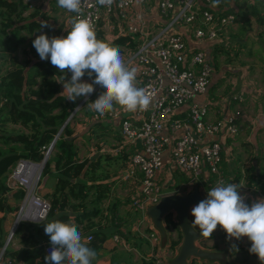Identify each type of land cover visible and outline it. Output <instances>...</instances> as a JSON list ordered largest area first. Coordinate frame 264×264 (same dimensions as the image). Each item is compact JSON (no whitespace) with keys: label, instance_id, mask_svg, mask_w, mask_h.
<instances>
[{"label":"crops","instance_id":"crops-1","mask_svg":"<svg viewBox=\"0 0 264 264\" xmlns=\"http://www.w3.org/2000/svg\"><path fill=\"white\" fill-rule=\"evenodd\" d=\"M23 3L28 7L27 14L35 10L39 12L36 17L38 22L46 23L51 29L60 31V34L70 29L68 14L63 8L58 7L57 0H23ZM213 10L218 14L228 11L236 15V22L230 26L226 34L222 33L216 41H197L191 36L186 26H176L175 30L185 35L189 47L203 50L213 66L207 90L194 98L195 102L207 107L206 120L214 123L224 121L230 114L239 112L236 135L228 136L222 128L214 136L203 135V140L208 142L213 139L220 142L222 182L226 183L236 179V176L240 177L239 185L243 187L239 189V194L246 197L245 203L250 206L252 202L264 198V195L256 189L247 188L242 180L245 171L251 166L256 169V172L264 166V5L261 0H221V3ZM148 18L161 21L155 10ZM103 29L106 39L110 40L111 37L113 39V33L117 30L110 31L107 24L103 25ZM23 32L25 31L21 34ZM23 43L22 39L15 51L17 61H19L18 50ZM126 50L121 49L124 53L123 59L127 56ZM0 56H6V54H0ZM27 68L28 66L25 69ZM136 69L138 70L137 67ZM97 86L92 93H95V100L103 91L101 86L98 89ZM63 91L64 88L62 93ZM118 106L114 105V108ZM184 113L185 109L181 108L175 112V115L184 117ZM69 124L72 130L71 139L78 148L79 159H89L90 162L97 160L96 174L101 177L79 182L87 187L84 189L86 194L82 198L79 196L80 185L75 186V195L65 192V200L61 201L63 207L57 213L65 215L66 222L70 217L74 220L87 246L89 234L99 232L104 236L101 242L103 246L96 250L97 258L92 264H131L127 256L132 253L134 256L131 260H134V264H167L168 260L174 257L181 242L180 239L173 254L168 251V242L170 238L176 239L177 231L175 229L167 231L168 241L165 250L160 249V240L156 245L157 248L154 247L147 238V232H149L147 228H150L149 220V224L139 225L140 213L132 206L133 199L141 191V175L130 165L129 151L134 146L139 150V145L126 143L121 148L120 119L92 120L91 111L88 112L86 107L75 111ZM166 133L170 135L169 130H166ZM171 148L172 142L163 153V166L157 173L156 181L163 192L165 188L168 193H185L192 185L189 182L188 186L186 184L179 188L183 189V192L167 190L170 185L177 182V173L181 172L188 178V175L174 164ZM105 155H109V158ZM131 171H134L132 175H130ZM208 173L207 170L204 171L202 180L208 177ZM214 186L215 184L212 187ZM55 187L54 175L49 174L41 178L39 192L40 194L41 191L53 193ZM166 192L164 193L167 194ZM193 219L191 217V221ZM45 221L46 219L35 223ZM45 226L36 235L37 239L42 242V247L46 244L44 241L50 238L45 233ZM195 227L200 232L199 227ZM235 239L234 237L229 239L226 231L218 225L212 236H202L196 241V245L209 251H227L228 259L232 264H259L261 262L257 255L249 252L250 247L246 245L244 237H241L243 251H237L233 247ZM9 247L12 250H18L22 245L14 239L11 240ZM112 247L115 249L109 250ZM232 250L234 253L231 252ZM193 261L197 264H217L202 260H192L188 264Z\"/></svg>","mask_w":264,"mask_h":264},{"label":"built area","instance_id":"built-area-1","mask_svg":"<svg viewBox=\"0 0 264 264\" xmlns=\"http://www.w3.org/2000/svg\"><path fill=\"white\" fill-rule=\"evenodd\" d=\"M261 1L264 5V0ZM210 8L211 0H114L110 7L101 6L96 0L82 2L83 15L92 21L95 31L107 24L110 31L118 30L119 34L130 35L138 42L135 49L126 50L124 61L129 68H138L137 86L145 88L153 97L152 105L144 111L129 112L120 105L104 116L91 111L95 121L120 119L121 134L126 143L140 142V149L130 158V165L141 175V191L132 201L141 216L139 225L149 224L145 208L157 203L165 194L157 184L156 176L163 166V153L170 142L172 160L189 176V184L198 181L205 170L216 176L215 186L222 182L221 144L213 139L206 142L203 135L214 136L222 128L228 136L236 135L239 112L230 114L224 121L206 120L207 107L195 102L194 98L207 90L213 66L203 50L189 47L185 35L175 30L176 26H186L197 41H216L236 22V15L218 14ZM153 10L161 21L148 18ZM64 11L71 26L77 14ZM181 108L185 109L184 117H176L175 112ZM52 146L53 142L45 150L41 162L19 159L5 176L10 190L24 192L15 215V228L19 222L42 221L49 212L50 203L41 196L39 184L43 162L48 159ZM133 173L131 171L130 175ZM147 238L154 247L158 245L159 236L152 228L147 232ZM87 240H91L90 235ZM42 250L47 256L52 245L46 243Z\"/></svg>","mask_w":264,"mask_h":264},{"label":"trees","instance_id":"trees-1","mask_svg":"<svg viewBox=\"0 0 264 264\" xmlns=\"http://www.w3.org/2000/svg\"><path fill=\"white\" fill-rule=\"evenodd\" d=\"M201 6L204 7L202 3ZM27 8L23 0H0V54H6V56H0L3 58L0 66V143L3 145L0 147V253L10 233L19 203L24 196L21 189L11 191L6 186L5 176L11 167L19 159L41 162L45 150L54 141L50 155L42 169V177L49 174L54 175L56 187L53 193L41 191V196L50 203L46 221L39 224L19 222L11 240L17 239L22 247L12 250L9 247L10 240L1 254L0 264H8V262L44 264L46 255L42 250V242L37 239L36 235L40 233L43 226L53 220L67 221L65 215L57 213L63 207L61 201L65 200V192L75 195L74 188L80 185L79 196L82 198L86 194L84 189L87 187L79 182L101 177L96 174L97 160L94 162H90L89 159L80 160L78 148L71 139L72 130L68 119L73 115L76 101L68 100L66 96L61 95L62 84L56 80L64 74L51 64L50 59L42 60L33 46V41L41 34H47L49 38L66 37L70 29L60 34V31L48 26L41 27V23L36 20L39 12L35 10L27 14ZM210 9L213 10V8ZM226 13L228 11L224 12ZM22 31L31 35L26 54L27 70L18 63L15 56V51L22 42L20 37ZM96 34L98 39L112 46H118L120 49H135L138 44L130 35L119 34L118 30L113 33V39L111 37L108 40L102 26L96 30ZM121 54L123 57L122 51ZM3 67L5 68L2 72ZM70 78L71 73L66 79L70 80ZM81 80L92 82V78H89L87 74ZM94 95L95 93L91 94L81 108H87V104L92 102ZM87 110L90 112L88 108ZM7 125H17L19 129L11 131L6 128ZM136 151L135 146L131 147L130 157ZM105 157L109 158V155ZM203 177L202 175L196 182L199 183L202 194L207 196V190L212 188L216 176L208 173L205 180H202ZM240 180L241 178L236 176V179L225 184L232 182L239 184ZM242 180L247 188L256 189L264 195V177L260 170L256 172V169L251 166L245 171ZM176 181L174 185L168 187V191L181 188L189 182V179L179 172ZM247 202L249 203V200ZM163 222L167 231L169 229L177 231L176 239L170 238L168 242V251L173 254L181 239L180 232L172 213L167 214ZM149 230H151V225L147 228V231ZM89 235L91 240L88 247L98 250L100 246H103L101 242L104 236L101 233ZM44 242L50 243V238ZM234 243L236 250L238 248L243 251L241 238L235 239ZM113 249L115 248L112 247L109 250ZM233 251L231 252L234 253ZM191 264L197 263L193 261Z\"/></svg>","mask_w":264,"mask_h":264},{"label":"clouds","instance_id":"clouds-1","mask_svg":"<svg viewBox=\"0 0 264 264\" xmlns=\"http://www.w3.org/2000/svg\"><path fill=\"white\" fill-rule=\"evenodd\" d=\"M82 2L57 0L58 7L77 14L66 37L49 38L47 34H41L33 41L40 58L50 59L51 64L64 74L56 80L63 85L61 95L71 101L80 97L87 99L99 85L102 93L87 104V108L99 116L111 113L114 105L129 112L149 109L153 97L145 88L137 86L138 70L127 66L118 46L97 38L94 24L83 15ZM96 2L110 7L114 0ZM220 3L221 0H211L213 8ZM45 26L46 23L42 22L41 27ZM68 72L71 73L70 80L66 79ZM86 74L92 78L91 83L82 82L81 78ZM241 187L237 183L218 182L208 189L206 198L192 207L194 219L190 223L198 226L199 234L204 237L212 236L218 225L226 231L229 239L248 237L252 242L249 252L257 255L264 264V198L249 206L245 203L246 197L239 194ZM45 233L52 245L50 254L45 257L47 264H92L96 260V250L87 246L71 217L68 222L53 220L47 223Z\"/></svg>","mask_w":264,"mask_h":264},{"label":"water","instance_id":"water-1","mask_svg":"<svg viewBox=\"0 0 264 264\" xmlns=\"http://www.w3.org/2000/svg\"><path fill=\"white\" fill-rule=\"evenodd\" d=\"M83 103L81 102L80 105L82 106ZM137 144L139 147L141 146L139 141ZM45 162H43V167ZM203 199L205 197L200 191L199 183L194 182L187 192L164 194L157 203L149 204L145 208V215L151 224V228L159 236L161 250L167 248L166 244L168 241V232L163 222L164 217L172 213L177 223L181 234V242L177 247L174 257L168 260L167 264H188L192 260H202L217 264H232L228 259L227 251H209L196 245V241L201 239L202 235L199 234L200 232L194 225L191 226V209ZM15 224L16 220L14 219L9 238L6 239L4 247L9 244L14 234ZM244 238L246 245L251 247L252 242L249 238L246 236Z\"/></svg>","mask_w":264,"mask_h":264},{"label":"rangeland","instance_id":"rangeland-1","mask_svg":"<svg viewBox=\"0 0 264 264\" xmlns=\"http://www.w3.org/2000/svg\"><path fill=\"white\" fill-rule=\"evenodd\" d=\"M230 28V27H229ZM109 36L111 37L110 33H109ZM20 37L24 40V43L23 45L20 47V49L18 50V57H19V64L21 66H23L24 68L27 67V57H26V53H27V48H28V42H29V39H30V35L25 31L23 32L22 34H20ZM3 59L1 58L0 59V66H1V63H2ZM4 68H2V72L4 71ZM67 72V70H65ZM70 72H68L69 74ZM67 74V76H68ZM68 78V77H67ZM69 80V79H68ZM62 89H63V86H62ZM82 99H84V97H80L76 100V107L74 108L73 110V113H75L74 111L76 110V108H81L82 106L80 105V103L82 102ZM7 129H10L11 131H16L17 129H19V127L17 125H7L6 126ZM127 140L122 136V141H121V148H123L126 144ZM3 146L1 143H0V147ZM120 148V147H119ZM181 171V170H180ZM263 174V177H264V166H262L261 170H260ZM203 175V173H202ZM201 175V176H202ZM200 176V178H201ZM199 178V179H200ZM188 179H189V176H188ZM215 184V183H214ZM176 191H180V192H183V189H178ZM164 192H166V189L164 188ZM168 193V192H166ZM203 193V191L201 192ZM204 195V194H203ZM204 197L206 198V194L204 195ZM134 256V254H130L129 256H127V259L130 260L131 264H134V260H131V258ZM230 260H233V259H230Z\"/></svg>","mask_w":264,"mask_h":264}]
</instances>
